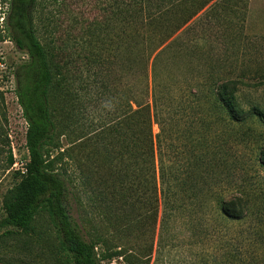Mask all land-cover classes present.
<instances>
[{
	"label": "trees",
	"instance_id": "16d2710c",
	"mask_svg": "<svg viewBox=\"0 0 264 264\" xmlns=\"http://www.w3.org/2000/svg\"><path fill=\"white\" fill-rule=\"evenodd\" d=\"M2 2L0 41L28 57L13 76L29 160L4 185L15 157L0 90V240L51 230L62 264H146L176 248L180 220L196 211L243 221L247 197L218 192L221 171L239 169L217 137L239 127L245 140L250 123L264 124L263 105L240 100L264 87L243 60L247 0H108L101 19L73 20L72 42L51 17L42 25L39 0ZM99 77L104 117L90 111ZM244 244L220 264L255 263Z\"/></svg>",
	"mask_w": 264,
	"mask_h": 264
},
{
	"label": "rangeland",
	"instance_id": "374dc122",
	"mask_svg": "<svg viewBox=\"0 0 264 264\" xmlns=\"http://www.w3.org/2000/svg\"><path fill=\"white\" fill-rule=\"evenodd\" d=\"M247 1L248 18L243 32L244 44L247 47L246 57L243 60L249 71L261 75L264 74V0ZM107 3L108 0H65L64 2L39 0L38 11L42 25H47V19L51 17L60 33L65 35L64 40L72 42L73 20L75 18L80 20L82 16L87 21H93L97 17L101 19L102 15L99 11H102ZM7 9V3L0 0V25L3 24L4 12ZM59 11L65 12L60 14ZM200 30L199 28L198 32ZM27 59V55L10 40L0 41V90L6 93L9 129L15 157V164L4 184L7 186L16 182L13 178L14 173L24 172L29 160L26 148L27 124L15 94L16 85L13 76L16 66ZM177 69V65H170L167 77L170 75L174 78L178 73ZM93 88V92L96 91L97 94H94L90 111H96L94 115L104 117L103 113L110 109V105L108 107L109 95L103 94L101 77L97 79ZM240 100L243 103H259L264 107V87L245 89L240 95ZM250 124L251 129L247 131L245 140L237 137L239 127H236L237 130L227 131L228 134L221 133L217 137L220 157L229 159L227 167L238 160L239 169L236 174H230L228 168L221 171L223 184L218 192H225L222 196L242 193L243 197H247L251 207L250 213L238 223L223 219L215 209L208 208L206 213L196 211L191 217L180 220L179 225L182 230L178 234L176 248L163 253L159 258L154 253L151 261L146 264H220L223 254L235 257L238 252L240 253L241 241H245L248 256L256 260L253 264H264V167L258 163L259 154L264 149V124ZM152 130L154 136L159 132L156 124H153ZM39 226L41 231L49 230L45 218L39 221ZM2 233L0 231V236ZM49 234V239L46 240L34 236L2 238L0 264H62L54 234L51 230ZM105 264H124V262L122 258H116Z\"/></svg>",
	"mask_w": 264,
	"mask_h": 264
}]
</instances>
